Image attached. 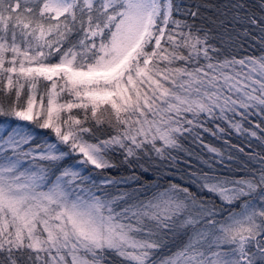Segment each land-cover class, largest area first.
Wrapping results in <instances>:
<instances>
[{
  "label": "snow or ice",
  "instance_id": "1",
  "mask_svg": "<svg viewBox=\"0 0 264 264\" xmlns=\"http://www.w3.org/2000/svg\"><path fill=\"white\" fill-rule=\"evenodd\" d=\"M0 264H264V0H0Z\"/></svg>",
  "mask_w": 264,
  "mask_h": 264
},
{
  "label": "trees",
  "instance_id": "2",
  "mask_svg": "<svg viewBox=\"0 0 264 264\" xmlns=\"http://www.w3.org/2000/svg\"><path fill=\"white\" fill-rule=\"evenodd\" d=\"M193 2V0H184V3H191ZM202 3H206V4H211V5H221V4H224V3H227L228 0H201ZM215 14V8H210L208 9V11L205 13V15H209V16H212ZM248 38H245V37H241L240 38V42L244 41V40H247ZM219 42V41H217ZM251 41L249 40V43ZM237 51H243L239 48H237ZM217 144H219V142H216Z\"/></svg>",
  "mask_w": 264,
  "mask_h": 264
}]
</instances>
